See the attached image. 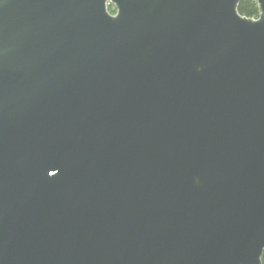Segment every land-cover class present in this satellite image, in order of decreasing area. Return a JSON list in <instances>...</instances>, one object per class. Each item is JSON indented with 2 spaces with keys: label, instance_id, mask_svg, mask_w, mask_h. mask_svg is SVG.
Wrapping results in <instances>:
<instances>
[{
  "label": "water",
  "instance_id": "1",
  "mask_svg": "<svg viewBox=\"0 0 264 264\" xmlns=\"http://www.w3.org/2000/svg\"><path fill=\"white\" fill-rule=\"evenodd\" d=\"M241 1L0 0V264H262Z\"/></svg>",
  "mask_w": 264,
  "mask_h": 264
},
{
  "label": "trees",
  "instance_id": "2",
  "mask_svg": "<svg viewBox=\"0 0 264 264\" xmlns=\"http://www.w3.org/2000/svg\"><path fill=\"white\" fill-rule=\"evenodd\" d=\"M108 10L111 14H116L117 12L114 5H109ZM238 11L240 15L249 19H258L260 16L259 5L254 0H242L239 4ZM262 264H264V255Z\"/></svg>",
  "mask_w": 264,
  "mask_h": 264
}]
</instances>
